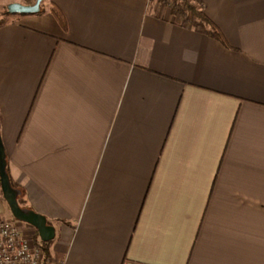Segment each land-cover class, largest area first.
Instances as JSON below:
<instances>
[{
	"label": "crops",
	"instance_id": "obj_1",
	"mask_svg": "<svg viewBox=\"0 0 264 264\" xmlns=\"http://www.w3.org/2000/svg\"><path fill=\"white\" fill-rule=\"evenodd\" d=\"M200 1L225 41L160 0L0 24L9 174L51 264H264V0Z\"/></svg>",
	"mask_w": 264,
	"mask_h": 264
},
{
	"label": "water",
	"instance_id": "obj_2",
	"mask_svg": "<svg viewBox=\"0 0 264 264\" xmlns=\"http://www.w3.org/2000/svg\"><path fill=\"white\" fill-rule=\"evenodd\" d=\"M42 2L43 0H36L34 4L26 5L13 2L8 5V10L10 13L33 14L41 10ZM7 166V152L0 131V184L3 197L15 219L34 226L42 241H52L56 236L55 227L48 222L45 215L20 205L18 198L21 195V190L13 186Z\"/></svg>",
	"mask_w": 264,
	"mask_h": 264
},
{
	"label": "built area",
	"instance_id": "obj_3",
	"mask_svg": "<svg viewBox=\"0 0 264 264\" xmlns=\"http://www.w3.org/2000/svg\"><path fill=\"white\" fill-rule=\"evenodd\" d=\"M42 262L43 250L35 243L34 236L26 234L12 219L0 217V264H42ZM124 264L140 263L128 261Z\"/></svg>",
	"mask_w": 264,
	"mask_h": 264
},
{
	"label": "trees",
	"instance_id": "obj_4",
	"mask_svg": "<svg viewBox=\"0 0 264 264\" xmlns=\"http://www.w3.org/2000/svg\"><path fill=\"white\" fill-rule=\"evenodd\" d=\"M194 2H191L190 0H180L179 2H174L173 6L171 7L172 15L174 16V21L176 23H190L193 26L209 33L211 36L225 41L223 33L218 29V27L213 24L211 19L206 15L204 12L203 7L201 9L196 5L198 2H201L200 0H193ZM196 3V4H195ZM42 5V4H41ZM43 7L39 12H41ZM37 12V13H39ZM53 14L59 19L62 23L63 21V16L60 12V10L54 6L52 8ZM2 24V23H0ZM210 25V29H206V26ZM8 171L10 172L9 164L7 166ZM12 184L15 187H18L17 184H15L11 178ZM19 203L21 206L26 207V202L24 199H22V196L20 195L19 198ZM35 243L39 245L42 250H43V262L42 264H51V249L50 245L52 241H42L38 235V233L35 236Z\"/></svg>",
	"mask_w": 264,
	"mask_h": 264
},
{
	"label": "rangeland",
	"instance_id": "obj_5",
	"mask_svg": "<svg viewBox=\"0 0 264 264\" xmlns=\"http://www.w3.org/2000/svg\"><path fill=\"white\" fill-rule=\"evenodd\" d=\"M36 0H32L30 3H26V2H18V3H22V4H34ZM161 2H163L165 5L169 6V8H171L174 4V2H179L180 0H160ZM191 2H194L193 0H190ZM15 2L13 1H9V0H0V23H5L8 21H12L17 19V17L19 16V14L21 13H10L8 10V5L10 3ZM196 4V3H195ZM47 5V0H43L41 8H45ZM198 6V4H196ZM10 219H12L15 223L17 224H23V222L18 221L17 219H15L13 217V215L11 214ZM21 228V226H20ZM26 234L29 235H33L34 238H36L35 236V228H21ZM38 233V231L36 232V234Z\"/></svg>",
	"mask_w": 264,
	"mask_h": 264
}]
</instances>
